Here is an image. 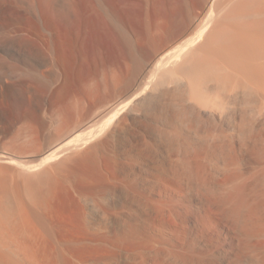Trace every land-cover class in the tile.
Returning a JSON list of instances; mask_svg holds the SVG:
<instances>
[{"label": "rangeland", "instance_id": "374dc122", "mask_svg": "<svg viewBox=\"0 0 264 264\" xmlns=\"http://www.w3.org/2000/svg\"><path fill=\"white\" fill-rule=\"evenodd\" d=\"M262 10L264 0H0V197L5 191L12 207L24 200L20 208L31 209L37 259L46 264H264V133L250 142L251 135L243 132L248 126L239 131L233 125L235 131L227 128L221 137L208 132L207 119L191 123L188 116L184 122L180 115L181 123L178 108L190 112L189 96L181 97L184 89L187 95L196 90L182 88L183 61L173 60L193 39L190 58L206 56L208 47H199L205 39L195 37L210 16L216 20L203 30L212 42L236 20L233 26L249 24ZM224 24L231 27L223 31ZM106 110L112 112L104 115ZM230 133L241 138L232 141ZM66 137V150L48 160L39 157ZM249 201L254 206L246 209ZM171 204L183 210V224L169 225ZM241 210L256 229L255 242L237 230ZM4 214L0 207V222ZM173 230L179 236L170 234Z\"/></svg>", "mask_w": 264, "mask_h": 264}, {"label": "bare ground", "instance_id": "6f19581e", "mask_svg": "<svg viewBox=\"0 0 264 264\" xmlns=\"http://www.w3.org/2000/svg\"><path fill=\"white\" fill-rule=\"evenodd\" d=\"M215 1H217V0H212V3H214ZM211 13V12H210ZM213 14V13H212ZM255 15V20L254 19H249V17H247L246 18V16H248V15H245V21H246V19L248 20L249 19V21H246V23L248 22H250L249 24H245L244 22L242 23V25H240L241 23L239 22V26H233V24L235 23V24H237V22H238V20H236V19H234V20H236L237 22H234V20H233V22L234 23H232V21L231 22H229V24L230 23H232L231 25H232V28H229V27H231V25L229 26V24H227L228 26H226V24H224L223 26H224V28H225V26H226V28L223 30V31H225L226 29H228L229 28V30L228 31H226L223 35H221V33H220V36L218 35V37H220V38H216V39H214L215 37H212V40L214 39V41H210L209 42V36H207L206 35V30H203V29H205L206 28V26L208 27V25L207 24H210V23H212L213 22V20L215 19H213V15L212 16H210L208 19H210V22L208 23L207 22V24L204 26L205 28H203L201 31L199 30V33H198V37L196 38L195 37V39L197 40H203V38L205 39L204 41H205V43L203 44L202 43V45L201 46H199V47H201L202 48V46H204V47H208V48H205V49H208V50H206L205 51V49L204 48H202V49H204L203 51H204V53L206 54V56L205 55H201L200 53V55L201 56H203L202 58H201V56L199 57L198 55H195V56H198L199 57V59H197V58H195L194 59V57H193V59L192 58H190V56L192 55V50H191V47H192V45H193V42H194V39H193V41L191 42H188V43H185V45H181L180 46V48H179V50L173 55V57H174V59L173 60H175V63H176V61H183V68L182 67H179L180 69V71H181V69H182V75L184 76V78H185V84H187V85H185L184 84V86L182 87V88H184V87H189L190 88V90H196V93H193V94H190V95H187V93H186V90L187 91H189L188 89H184V96H181V95H178L177 93H176V95H178V96H181V97H187V96H189V98H188V103H189V111L190 112H188V110H180V108L181 107H179L180 106V104H183V103H185L186 101L185 100H181L180 101V104H179V106L176 104V103H174L173 102V105H177V106H173V107H177L179 110H177V108H175L177 111H180V112H178V113H180L179 115H178V117L181 115V117L182 118H184L183 120H184V122H185V120H187L188 118H186V117H188V116H190V117H195V119L197 120H195V119H193V117L190 119V117H189V119L191 120V123H192V120L193 121H195V122H199L200 120H208L209 122H208V124H205V126L208 128V132H210L211 134H213V135H220L221 137L223 136L224 137V134H225V130L227 129V128H231L233 125L234 126H237L238 128H239V131H242L243 130V128H246V126H248L249 128L247 129V130H245V131H247V132H245V131H243L245 134L247 133H249L248 134V136L249 135H251L250 137H252L251 138V141H250V139H248V141H250V142H253V138H254V141L256 140V138L257 137H254V134H257V133H260V134H262V132L264 133V10H262V11H258L257 13H255L254 14ZM241 16V15H240ZM239 16V18H242V16L240 17ZM249 16H250V14H249ZM251 16L254 18V16L251 14ZM236 17H238V16H236ZM251 17V18H252ZM243 19V20H244ZM216 20V19H215ZM230 20H232V19H230ZM240 20V19H239ZM252 20H254L253 22H251ZM209 21V20H208ZM229 20H227V22H228ZM242 21V20H241ZM216 22V21H215ZM213 24V23H212ZM211 25V24H210ZM214 26H215V24H214ZM213 28V27H212ZM208 33V32H207ZM219 33V32H218ZM217 33V34H218ZM223 33V32H222ZM217 36V35H216ZM222 39V40H221ZM211 40V39H210ZM189 41V40H188ZM221 41V42H220ZM186 42V41H185ZM202 42V41H201ZM200 43V42H199ZM209 43H211V44H209ZM194 44H196V43H194ZM198 49H200V48H198ZM202 49H200V50H202ZM197 50V49H196ZM195 52V51H194ZM202 52V51H201ZM170 56H172V55H170ZM205 56V57H204ZM170 60H172L171 59V57H170ZM172 60V61H173ZM158 62V61H157ZM166 64V63H165ZM177 64V63H176ZM175 64V65H176ZM179 64H182V63H180L179 62ZM158 66V65H157ZM161 66V65H160ZM164 66V65H163ZM166 66V65H165ZM177 66V65H176ZM180 66H182V65H180ZM172 67V66H171ZM173 68V67H172ZM178 70V71H179ZM168 71H170V70H168ZM180 75V74H179ZM168 78V77H167ZM143 79V78H142ZM147 80V79H146ZM153 80H154V78H153ZM156 80V79H155ZM179 81V80H178ZM154 82V81H153ZM180 82V81H179ZM182 82H183V80H182ZM152 83V82H151ZM150 83V84H151ZM147 84L148 83H146V85L145 86H147ZM149 85V84H148ZM178 85V84H177ZM182 86V85H181ZM168 87V86H167ZM145 88V87H144ZM176 88V87H175ZM179 88H181V87H179ZM150 89V88H149ZM146 90V89H145ZM180 90V89H179ZM179 90H175L176 92H178ZM183 90V89H182ZM181 91V90H180ZM171 92V91H170ZM137 94V93H136ZM171 94V93H170ZM174 94V93H173ZM179 94H181V93H179ZM186 94V95H185ZM183 95V94H182ZM171 96H172V94H171ZM174 96V95H173ZM175 97H177V96H175ZM175 97H174V99H175ZM186 97H185V99H186ZM175 101V100H174ZM176 101H178L179 102V100H176ZM175 101V102H176ZM182 101H184L183 103H181ZM187 103V104H188ZM186 104V103H185ZM182 106V105H181ZM172 107V108H173ZM188 107V106H187ZM182 108H184V109H186L185 108V105H183V107ZM174 110V109H173ZM187 111V112H186ZM112 112V110H106V111H104L103 112V114L104 115H108V114H110ZM173 113H174V111H173ZM177 113V114H178ZM102 114V115H103ZM176 114V113H175ZM174 116V115H173ZM177 116V115H176ZM175 116V117H176ZM175 117H173V118H175ZM181 117H179V121L181 122L182 121V119H180ZM172 118V117H171ZM176 120H178V119H176ZM190 120H188V121H190ZM203 120V122H206V121H204ZM178 121V122H179ZM183 121L181 122V123H184ZM197 123L195 124L194 122H193V124H190V122H189V126H192V125H197ZM207 123V122H206ZM180 124V123H179ZM203 124V123H202ZM185 126H186V128L188 127L187 125H188V123L186 124H184ZM183 125V126H184ZM200 125V124H199ZM198 125V128L197 129H199V128H201L200 126ZM195 127V126H194ZM189 129H191L192 127H188ZM203 128H204V130H205V127H204V125H203ZM206 128V129H207ZM77 129V128H76ZM80 128H78V130H79ZM194 129V128H193ZM202 129V128H201ZM200 129V130H201ZM232 129H233V127H232ZM249 129H251V130H253L254 132H256V133H254L253 131H252V134H253V136H252V134H250L251 132V130L249 131ZM196 129H194V131H195ZM200 130H196V131H200ZM228 130V129H227ZM231 130V129H230ZM234 130V129H233ZM233 130H231L232 132H233ZM176 131V130H175ZM230 131V132H231ZM235 131V130H234ZM239 131H238V133H239ZM205 132V135H206V131H204ZM204 132H202L201 131V134L202 133H204ZM208 132H207V135H208ZM227 132H229V131H227ZM226 132V133H227ZM173 133V132H172ZM178 133V132H177ZM200 133V132H199ZM244 133H242V134H244ZM180 134V133H179ZM210 134V135H211ZM232 134V136H230V138L232 139V137H233V133H230V135ZM236 134L237 133H235V138L234 139H240L241 137H240V135H237V137H236ZM239 134H241V133H239ZM242 134H241V136H242ZM204 135V136H205ZM213 135H211V137H213ZM227 135H228V133H227ZM259 135V134H258ZM264 135V134H263ZM209 136V135H208ZM211 137H210V139H211ZM240 137V138H239ZM243 138H245L244 136H242ZM247 137V136H246ZM260 137H262L261 135H260ZM218 138V137H217ZM229 138V137H228ZM242 138V139H243ZM208 139H209V137H208ZM206 140V143H208V145H210L209 144V142H207V141H209V140ZM234 139H232V141L234 140ZM258 139V138H257ZM261 140H262V142L264 143V141H263V139H264V137L263 138H260ZM213 140H216V137H214L213 138ZM218 140V139H217ZM224 140V139H223ZM225 140H226V138H225ZM244 140V139H243ZM242 140V141H243ZM259 140V139H258ZM220 141V140H219ZM222 141V140H221ZM241 141V140H240ZM240 141H239V145L240 144H242V147H243V142H244V145H245V141L247 142V140H245V141H243V142H241L240 143ZM257 141V140H256ZM210 142H211V144H214L213 143V141H211L210 140ZM227 141H225V142H223V143H226ZM228 142H231V141H229V139H228ZM204 143V142H203ZM222 142H220L219 144H218V142L216 143V144H218V147H219V145L221 144ZM231 143H233V142H231ZM262 143V144H263ZM70 143L67 141V137L64 139V140H61V141H58L57 143H55L52 147H50V148H48V149H45V150H43V151H41V153L39 154V157L42 159H44V160H48V159H51L52 157H54L57 153H59V152H62V151H64V150H66V148L68 147V145H69ZM215 144V145H216ZM236 144V143H235ZM235 144L233 143V145L235 146ZM247 144V143H246ZM255 144H257L256 142H255ZM261 144V143H260ZM261 144V145H262ZM261 145H260V147H261ZM264 145V144H263ZM73 146V145H72ZM226 146V145H225ZM229 146H231V144L229 145ZM233 146V147H234ZM241 146V145H240ZM252 146V145H251ZM209 147H212L211 145L209 146ZM217 146H215L214 148L215 149H217L216 148ZM220 147H221V145H220ZM219 147V148H220ZM246 147V146H245ZM253 147V146H252ZM214 148H212V149H214ZM230 148V147H229ZM232 148V147H231ZM241 148V147H240ZM256 148V147H255ZM227 149H228V147H227ZM246 149V148H245ZM252 149V148H251ZM258 149V148H257ZM262 149H263V146H262ZM68 150V149H67ZM233 151H234V149H232ZM235 150H237V149H235ZM238 150H241V149H238ZM237 150V151H238ZM249 150V149H248ZM256 150V149H255ZM226 151V150H225ZM230 151H231V149H230ZM243 151V150H242ZM241 151V152H242ZM260 151V150H259ZM244 152V151H243ZM262 152H264V151H262ZM226 153V152H225ZM260 153V152H259ZM258 153V154H259ZM234 154H236V151H235V153H233V154H231V155H234ZM248 154V153H247ZM261 154H263V153H261ZM238 155V154H237ZM243 155H244V153H243ZM257 155V154H256ZM262 156V155H261ZM260 156V157H261ZM263 156H264V154H263ZM231 157H233V156H231ZM254 157V156H253ZM252 157V158H253ZM235 158H237V157H233V159L234 160H238L239 161V159L237 158V159H235ZM258 158H259V156H258ZM257 158V159H258ZM262 160H264V159H262ZM43 161V160H42ZM238 161H235V162H238ZM254 163V162H253ZM259 165V164H258ZM262 165H263V163H262ZM262 165H260L261 167H262ZM260 167V168H261ZM263 167H264V165H263ZM262 169H264V168H262ZM262 169H260V171H262L263 172V170ZM255 172H256V169H255ZM254 173V172H253ZM252 173V174H253ZM256 173H258V172H256ZM259 174V178H260V173H258ZM257 174V175H258ZM264 175V173H261V175ZM256 175V174H255ZM255 175H253V177L255 176ZM225 177L227 176V175H224ZM236 176V175H235ZM228 177V176H227ZM232 177V176H231ZM230 177V178H231ZM234 177V176H233ZM232 177V178H233ZM239 177V176H238ZM257 177V178H258ZM262 177V176H261ZM224 178V177H223ZM245 178V177H244ZM249 178V177H248ZM215 179V178H214ZM217 179V178H216ZM235 179H236V177H235ZM239 179V178H238ZM237 179V180H238ZM250 179V178H249ZM229 180V179H228ZM236 180V181H237ZM242 181V180H241ZM263 181V180H262ZM157 182V181H156ZM155 182V183H156ZM229 182V181H228ZM238 182V181H237ZM257 182H258V180H257ZM152 183V182H151ZM167 183V182H166ZM173 183H174V181H173ZM173 183H172V185H173ZM247 183V182H246ZM158 184H160V183H158ZM158 184H156V185H158ZM168 184V183H167ZM175 184V183H174ZM255 184V183H254ZM162 185V184H161ZM176 185V184H175ZM176 186H178V185H176ZM224 186V185H223ZM235 186H237V184L235 185ZM241 186V185H240ZM239 186V187H240ZM257 186V185H256ZM158 187V186H157ZM160 187V186H159ZM168 187H170V186H168ZM179 187V186H178ZM220 187V186H219ZM228 187V186H227ZM238 187V186H237ZM248 187V186H247ZM255 187V186H254ZM177 188V187H176ZM234 188V187H233ZM244 188V187H243ZM256 188V187H255ZM217 189V188H216ZM229 190V189H228ZM235 190H237V192H239L240 190L239 189H235ZM235 190H234V192H235ZM239 190V191H238ZM249 190V189H248ZM252 190V189H251ZM264 190V189H263ZM159 191V190H158ZM174 191H179V189H177V190H174ZM182 191V190H181ZM226 191V190H225ZM232 191H233V189H232ZM10 192H12V191H10ZM180 192V191H179ZM194 192V191H193ZM212 192V191H211ZM220 192V191H219ZM222 192V191H221ZM242 192V191H241ZM256 192V191H255ZM258 192H259V190H258ZM264 192V191H263ZM263 192H262V194H263ZM2 192H0V194H1ZM128 193V192H127ZM159 194H160V192H158ZM157 193V194H158ZM236 193V192H235ZM246 193V192H245ZM245 193H243V194H245ZM129 194V193H128ZM225 194H227V193H225ZM144 195V194H143ZM161 195V194H160ZM159 195V196H160ZM227 195H229V194H227ZM231 195V194H230ZM235 195V194H234ZM238 195L239 194H237V195H235V197H236V200L238 199ZM254 195H257V197H258V195H259V193L258 194H254ZM253 195V196H254ZM264 195V194H263ZM140 196V195H139ZM142 196V195H141ZM224 196V195H223ZM226 196V195H225ZM231 196H233V195H231ZM231 196L229 197V196H226V198L228 197L229 199L231 198ZM241 196V195H240ZM247 196H248V194H247ZM260 196V199H261V197H263L261 194L259 195ZM250 197V196H249ZM18 198H20V197H18ZM220 198V197H219ZM225 198V199H226ZM227 198V199H228ZM232 198H234V197H232ZM240 198H242V199H238L239 201H242L243 200V196H241ZM21 199H22V197H21ZM20 199V200H21ZM148 199V201L149 200H153V199H149V198H147ZM158 199V198H157ZM157 199H154L155 201L157 200ZM227 199H226V201H227ZM257 199L258 198H256V196H255V199L254 200H256L255 201V204H256V202H257ZM14 200H16V197H14ZM19 200V199H18ZM20 200H19V202H20ZM23 200V199H22ZM199 200V199H198ZM235 199H233V201H234ZM244 200H247V198L245 197L244 198ZM243 200V201H244ZM254 200H251L252 202H254ZM259 200V199H258ZM17 201V200H16ZM15 201V202H16ZM145 201V200H144ZM147 201V202H148ZM160 201H162L161 199H160ZM158 202V203H162V202ZM165 201V200H164ZM251 201H249L248 203H249V205L247 204V207H246V209L248 208V206L250 207L251 206V204L253 205V203L251 202ZM260 201V200H259ZM12 202H14L8 195H7V193L4 191L3 192V195L0 197V207H2L4 210H5V212H6V214H4V222H0V264H46V263H44V261H46V260H43V258L41 257V258H38V259H41L42 261H40V260H38L37 259V252L35 251V244L37 245V243H35V240H36V235L38 234V231L36 230V228H34L35 226H33V222H32V220H33V218H32V220H31V218H30V216L32 215L31 214V212H30V210L28 211V213L26 212V210L24 211V209H22V208H20L21 206L23 207V204H25V202H24V200L20 203V204H22L21 206H18V208H15V207H12L11 206V204H12ZM24 202V203H23ZM140 202V201H139ZM142 202V201H141ZM153 202V201H152ZM151 202V204L153 205L154 203H152ZM167 202V201H166ZM170 202V201H169ZM168 202V203H169ZM171 202H172V200H171ZM190 202H191V200H190ZM211 202V201H210ZM245 202V201H244ZM251 202V203H250ZM264 202V201H263ZM262 201H261V204L263 203ZM17 203V202H16ZM144 203V202H143ZM156 203V202H155ZM156 204V205H158V207H160V204ZM164 203V202H163ZM173 203H174V201H173ZM214 203V202H213ZM224 203V202H223ZM229 203V202H228ZM232 203V200H231V202H230V204ZM235 203V202H234ZM239 203V202H238ZM247 203V202H246ZM19 203L17 204V205H20ZM27 204V203H26ZM25 204V205H26ZM147 204V203H146ZM151 204H149V205H151ZM170 204V203H169ZM175 204V203H174ZM190 204V203H189ZM197 204V203H196ZM195 204V205H196ZM201 204V203H200ZM204 204V203H203ZM206 204H208V203H206ZM236 204H237V201H236ZM240 204H241V202H240ZM243 204V203H242ZM264 204V203H263ZM262 204V205H263ZM16 205V206H17ZM25 205H24V207L23 208H25ZM143 205V204H142ZM142 205H140V207L142 206ZM155 205V206H156ZM171 205H173V204H171ZM170 205V207H174L175 205H173V206H171ZM191 205V204H190ZM199 205V204H198ZM202 205V204H201ZM205 205V204H204ZM224 205L226 206L227 204H225L224 203ZM259 205H260V203H259ZM138 206V205H137ZM154 206V205H153ZM163 206V205H162ZM165 206V205H164ZM166 206H168V205H166ZM179 206V205H178ZM183 206V205H182ZM236 206V205H235ZM239 206V207H238ZM238 206H236V207H238V208H242V206L241 205H238ZM245 206H246V204H245ZM254 206V205H253ZM256 206V205H255ZM27 207V206H26ZM150 207V206H149ZM157 207V206H156ZM155 207V208H156ZM157 207V208H158ZM169 207V206H168ZM169 207V208H170ZM176 207V206H175ZM180 207H181V205H180ZM187 207V206H186ZM186 207H184V209L186 208ZM198 207V206H197ZM201 207H203V205L201 206ZM205 207V206H204ZM203 207V208H204ZM211 207V206H210ZM229 207V206H228ZM233 207H234V205H233ZM257 207H259V206H257ZM142 208V207H141ZM146 208V207H145ZM144 208V209H145ZM155 208H153V209H155ZM156 208V209H157ZM161 208H163V209H165L164 207H161ZM169 208H167L168 209V223H169V225L170 224H172V225H174V226H177V224H178V222H181L182 221V219H184V215L182 214V212H183V210H182V212L179 210V209H172V210H169ZM226 208V207H225ZM237 208V209H238ZM251 208V207H250ZM254 208V207H253ZM262 208H264V207H261V209ZM150 209V208H149ZM149 209L147 210V212L146 213H148V211H149ZM155 209V212L157 211V210H159V208L156 210ZM171 209V208H170ZM191 209H192V207H191ZM193 209H195V207L193 208ZM197 209V208H196ZM202 209V208H201ZM201 209H199V210H201ZM244 209V208H243ZM255 209V208H254ZM253 209V211H250V212H253V214L255 213L254 210ZM257 209V208H256ZM23 210V211H22ZM33 210V209H32ZM140 210V209H139ZM240 210V209H239ZM263 211H264V209H262ZM145 211V210H144ZM160 211V210H159ZM185 211L187 212V209H185ZM189 211V210H188ZM204 211V210H203ZM206 211H210L209 212V214L211 213V210H209V209H207ZM205 211V212H206ZM237 211V210H236ZM26 212V213H25ZM154 212V211H153ZM195 212V211H194ZM205 212H203V213H205ZM212 212H214V211H212ZM234 212V211H233ZM238 212V211H237ZM236 212V213H237ZM241 212V213H240ZM259 212L261 213V210L259 209ZM149 213H150V211H149ZM148 213V214H149ZM189 213V212H188ZM198 213V212H197ZM202 213V210H201V214H203ZM257 214H258V211L256 212ZM263 213V212H262ZM261 213V214H262ZM31 214V215H30ZM147 214V215H148ZM154 214V213H153ZM187 214V213H186ZM190 214V213H189ZM192 214V213H191ZM195 214H196V212H195ZM206 214V213H205ZM251 214V213H250ZM30 215V216H29ZM111 215H112V213H111ZM141 215V214H140ZM151 215V214H150ZM150 215H148V216H150ZM154 215H156V214H154ZM197 215H200V214H197ZM204 215V214H203ZM214 215V214H213ZM215 215H217L218 216V214H215ZM238 215V221H237V223H238V225H237V230L239 231V233L241 234V235H244L245 237H247V238H250L251 236H252V233L253 232H255V228H250V218L247 216V214L244 212V211H239V214H237ZM259 215V214H258ZM257 215V216H258ZM33 216V215H32ZM119 216V215H118ZM167 216V215H166ZM187 216H189V215H186V217ZM207 216V215H206ZM254 216V215H253ZM256 216V215H255ZM254 216V217H255ZM261 216V215H260ZM116 217V216H115ZM153 217V216H152ZM197 217H199V216H197ZM154 218V217H153ZM160 218H161V216H160ZM191 218H193V217H191ZM214 218H215V216H214ZM257 218V217H256ZM188 220H189V218H187ZM202 219V218H201ZM218 219V218H217ZM259 219V218H258ZM261 219H264V217L262 218L261 217ZM121 220V219H120ZM157 220V219H156ZM186 220V219H185ZM184 220V221H185ZM187 220V221H188ZM203 220V219H202ZM215 220H216V218H215ZM226 220V219H225ZM232 220V219H231ZM158 221H160V220H157L156 221V223L158 222ZM162 221V220H161ZM186 221V222H187ZM193 221V220H192ZM152 222V221H151ZM153 222H154V220H153ZM202 222V221H201ZM207 222V221H206ZM217 222H218V220H217ZM222 222V221H221ZM223 222H226V221H224L223 220ZM223 222H222V224H223ZM253 222V221H252ZM257 222V221H256ZM260 222V221H259ZM119 223V222H118ZM155 223V222H154ZM182 224L184 223V222H181ZM199 223H200V221H199ZM255 223V222H254ZM253 223V224H254ZM264 223V222H263ZM224 224H226V223H224ZM224 224L222 225V226H224ZM235 224V223H234ZM252 224V225H253ZM257 224V223H256ZM255 224V225H256ZM260 224H262V221L260 222ZM158 225V224H157ZM162 225V224H161ZM160 225V226H161ZM164 225V224H163ZM187 225V224H186ZM218 225V224H217ZM228 225V224H227ZM233 225V224H232ZM254 225V226H255ZM263 225V227H264V224H262ZM182 226V225H181ZM198 226H199V224H198ZM214 226V225H213ZM212 226V227H213ZM253 226V227H254ZM257 226V225H256ZM261 227V225H259V223H258V227ZM162 227V226H161ZM165 227V226H164ZM260 227H259V229H260ZM262 227V228H263ZM160 228V227H159ZM178 228V227H177ZM176 228V229H177ZM181 228V227H180ZM186 228V227H185ZM223 228V227H222ZM173 229H175V228H173ZM227 229H230V227L229 228H227ZM234 229V228H233ZM232 229V227H231V230H233ZM254 229V230H253ZM37 231V234H36V231ZM158 230V229H157ZM172 230V229H171ZM215 230V229H214ZM218 230V229H217ZM230 230V231H231ZM237 230H236V232H237ZM181 231V230H180ZM253 231V232H252ZM260 231V230H259ZM213 232V231H212ZM211 232V233H212ZM224 232V231H223ZM236 232H234V233H236ZM262 232V231H261ZM231 234V236L232 235H235V234ZM116 235H117V233H115ZM170 234H173V235H176V236H179V231H177V230H173L172 231V233H170ZM237 234V236L239 235L238 233H236ZM257 234H258V231H257ZM259 234H261L260 232H259ZM218 235V234H217ZM240 235V236H241ZM264 235V231L262 232V235L261 236H263ZM107 236V235H106ZM221 236V235H220ZM254 236V235H253ZM258 236V235H257ZM257 236H255L254 238L253 237H251V238H253L254 239V242H255V238H257ZM260 236V237H261ZM115 237V236H114ZM182 237V236H181ZM180 237V238H181ZM230 237V236H229ZM243 237V236H242ZM110 238H112V239H114L113 237H109V240H110ZM150 238V237H149ZM179 238V239H180ZM213 238V237H212ZM212 238H209V239H211V240H213ZM227 238H228V236H227ZM237 238V237H236ZM239 238V237H238ZM250 238V239H251ZM121 238H119V240H120ZM161 239H165V238H161ZM160 239V240H161ZM175 239V238H174ZM178 239V238H177ZM234 239H235V237H234ZM241 239V238H240ZM249 239V240H250ZM252 239V240H253ZM258 239H259V236H258ZM263 239H264V236H263ZM262 239V240H263ZM37 240H38V237H37ZM118 240V241H119ZM133 240V239H132ZM167 240V239H166ZM218 240V239H217ZM237 240V239H236ZM239 240V239H238ZM237 240V241H238ZM252 240H250V241H252ZM260 240H261V238H260ZM259 240V241H260ZM116 241V237H115V239H114V242ZM122 241V240H121ZM121 241H120V243H121ZM123 241H124V239H123ZM159 241V240H158ZM179 241H181L182 242V240H178V242ZM232 241H234V240H232ZM237 241L235 242L236 244L235 245H239L240 246V243L238 244L237 243ZM243 241H246L245 239H243ZM243 241H242V243H243ZM258 240L256 239V243H260V242H262V244H263V241H260V242H257ZM151 242H152V240H151ZM151 242H150V244H151ZM162 242V241H161ZM180 242V243H181ZM184 242V241H183ZM186 242V241H185ZM239 242H241L240 240H239ZM252 243L253 245L255 244V243ZM119 243V242H118ZM118 243H117V245H118ZM176 243V242H175ZM191 243V242H190ZM217 243V242H216ZM122 244V243H121ZM132 244H133V242H132ZM147 243H145V245H146ZM170 244V243H169ZM172 245H173V243H171ZM178 244V243H177ZM177 244H175L176 246H177ZM212 244V243H211ZM214 244V243H213ZM229 244V243H228ZM261 244V243H260ZM148 245V244H147ZM146 245V246H147ZM180 245V244H179ZM230 245H232L233 246V244H231L230 243ZM243 245H244V243H243ZM255 245H258V244H255ZM112 246V245H111ZM155 246V245H154ZM171 246V245H170ZM174 246V245H173ZM173 246H171V247H173ZM182 246H184L185 247V245L183 244ZM261 246V245H260ZM171 247H167L168 249H170L171 250ZM159 248V247H158ZM161 248V247H160ZM163 249H164V247H162ZM161 248V249H162ZM167 248H166V250H167ZM177 248V247H176ZM179 248H181V247H179ZM188 248V247H187ZM194 248V247H193ZM208 248V247H207ZM260 248V247H259ZM258 248V249H259ZM262 250H263V252H264V244L262 245ZM139 249V248H138ZM141 249V248H140ZM151 249V248H150ZM162 249V250H163ZM173 249H174V247H173ZM220 249V248H219ZM158 250V249H157ZM156 250V251H157ZM176 250V249H175ZM182 250H184V248H182ZM189 250V249H188ZM193 250V249H192ZM203 250V249H202ZM212 250V249H211ZM217 250V249H216ZM230 250V249H229ZM152 250H150L149 252H151ZM177 251V250H176ZM178 251H180V250H178ZM36 252V253H35ZM139 252H141V250L139 251ZM158 252V251H157ZM162 252V251H161ZM171 252H172V250H171ZM173 252H174V250H173ZM172 252V253H173ZM186 252V251H185ZM184 252V253H185ZM192 252V251H191ZM190 252V253H191ZM137 255H138V253L137 252H135ZM134 253V254H135ZM165 253H166V251H165ZM168 253V252H167ZM166 253V254H167ZM169 253H170V251H169ZM171 253V254H172ZM181 253V252H180ZM211 253V252H210ZM135 254V255H136ZM145 254V253H144ZM149 254V253H148ZM155 254V253H154ZM171 254H168L169 256L171 255ZM174 254H177V253H175L174 252ZM179 254V253H178ZM183 254V253H182ZM194 254V253H193ZM192 254V255H193ZM207 254H208V252H207ZM206 254V255H207ZM140 256H141V254H139ZM150 255V254H149ZM157 256H158V254H156ZM173 255V254H172ZM180 255V254H179ZM188 255V254H187ZM191 255V254H190ZM192 255L190 256V258L192 257ZM210 255V254H209ZM143 256V255H142ZM169 256H167L168 258H169ZM173 256H175V255H173ZM178 256V255H177ZM185 256H186V253H185ZM184 256V257H185ZM165 257V256H164ZM166 257V258H167ZM180 257H183V256H179V258ZM183 257V258H184ZM138 258H139V256H138ZM143 258H144V256H143ZM193 258V257H192ZM263 258H264V253H263ZM47 259H49V258H47ZM165 259V258H164ZM170 259V258H169ZM177 259V258H176ZM175 259V260H176ZM166 260V259H165ZM165 260H162V261H165ZM194 260V259H193ZM161 261V260H160ZM169 261V260H168ZM214 261V260H213ZM47 262V261H46ZM170 262H172V261H170ZM175 262V261H174ZM215 262V261H214ZM263 262H264V260H263ZM53 263V262H52ZM178 263V262H177ZM60 264V263H59ZM174 264V263H173ZM176 264V263H175Z\"/></svg>", "mask_w": 264, "mask_h": 264}]
</instances>
